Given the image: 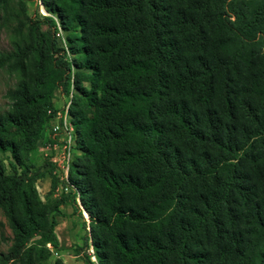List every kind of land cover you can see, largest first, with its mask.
<instances>
[{
    "label": "trees",
    "instance_id": "16d2710c",
    "mask_svg": "<svg viewBox=\"0 0 264 264\" xmlns=\"http://www.w3.org/2000/svg\"><path fill=\"white\" fill-rule=\"evenodd\" d=\"M27 1L0 0V264H64V205L82 264H264V0ZM56 94L66 181L31 159Z\"/></svg>",
    "mask_w": 264,
    "mask_h": 264
},
{
    "label": "rangeland",
    "instance_id": "374dc122",
    "mask_svg": "<svg viewBox=\"0 0 264 264\" xmlns=\"http://www.w3.org/2000/svg\"><path fill=\"white\" fill-rule=\"evenodd\" d=\"M26 10L28 15L34 16L35 11L38 10V14L45 15L44 11L39 7L37 0L27 1L26 3ZM43 11V13H42ZM10 49L9 46V36L6 31H0V52L8 51ZM14 83L13 79L8 77L4 72L0 73V112L4 111L7 107V100L5 99V92L7 89L12 87ZM64 100L59 98V94H56L55 106L57 110L64 111L67 106L64 105ZM61 115V112H57L55 118L50 121V123L46 126L45 130L43 131L40 140L37 145V149L32 152L31 159L36 165L42 166L45 161L51 163L53 159H57L60 154L64 137L62 133L57 135L52 134V127L55 124L59 123L58 116ZM51 140V145H56V149L51 150L47 148V144ZM73 153V152H72ZM43 170V169H42ZM55 171V167L53 172ZM52 176H56L53 174ZM57 177V176H56ZM46 178V179H45ZM43 179H40L36 182V190L38 196L41 200H44L45 194L44 193V182L47 183L50 177L47 176ZM48 179V180H47ZM42 181V182H41ZM44 181V182H43ZM82 217L84 221H86V213H82ZM57 224L54 229L55 235L58 240V249L53 252L54 257H59L61 260H64L67 264H82L79 259L73 256V251L76 247L81 246V235L83 231L80 227V222L82 221L76 215L72 214V209L69 205H64L60 207V215L56 218ZM0 221L4 223V219L0 213ZM9 238L10 232L6 226H3L2 231L0 232V251H6L9 245ZM74 259V262L71 263V260ZM93 260V258H92Z\"/></svg>",
    "mask_w": 264,
    "mask_h": 264
},
{
    "label": "built area",
    "instance_id": "2783aa9c",
    "mask_svg": "<svg viewBox=\"0 0 264 264\" xmlns=\"http://www.w3.org/2000/svg\"><path fill=\"white\" fill-rule=\"evenodd\" d=\"M37 3L39 5V7L41 8L40 5V0H37ZM42 9V8H41ZM67 106V105H65ZM66 111H67V107L66 109L63 111V114L59 115V123L55 124L52 127V134L53 135H57L59 133L63 134L64 137V141H63V145L60 151L59 156L57 157V159H53L52 160V164H54L55 166V171L53 172V174H55L58 179L66 181L67 179V173H68V169H69V165H70V161H71V155L73 152L72 149V127L68 121V118L66 116ZM51 142H49L47 144V148H50L51 150L56 149V145H51ZM64 192L68 191V187H64L63 188Z\"/></svg>",
    "mask_w": 264,
    "mask_h": 264
},
{
    "label": "crops",
    "instance_id": "0c3cea01",
    "mask_svg": "<svg viewBox=\"0 0 264 264\" xmlns=\"http://www.w3.org/2000/svg\"><path fill=\"white\" fill-rule=\"evenodd\" d=\"M46 179V178H45ZM45 179H43V180H45ZM48 180V179H47ZM42 182V181H41ZM44 182V181H43ZM44 193H46V192H48V190H49V187H50V183H49V180L47 181V183H45L44 182ZM63 261V263L64 264H67L64 260H62ZM74 262V259L73 260H71V263H73Z\"/></svg>",
    "mask_w": 264,
    "mask_h": 264
},
{
    "label": "bare ground",
    "instance_id": "6f19581e",
    "mask_svg": "<svg viewBox=\"0 0 264 264\" xmlns=\"http://www.w3.org/2000/svg\"><path fill=\"white\" fill-rule=\"evenodd\" d=\"M42 13H43V11H42Z\"/></svg>",
    "mask_w": 264,
    "mask_h": 264
}]
</instances>
